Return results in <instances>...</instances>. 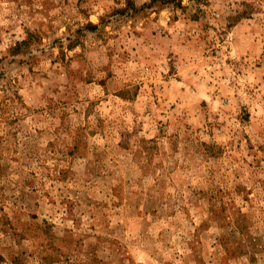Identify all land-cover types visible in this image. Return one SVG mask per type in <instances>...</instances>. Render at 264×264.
<instances>
[{
	"label": "rangeland",
	"instance_id": "obj_1",
	"mask_svg": "<svg viewBox=\"0 0 264 264\" xmlns=\"http://www.w3.org/2000/svg\"><path fill=\"white\" fill-rule=\"evenodd\" d=\"M0 264H264V0H0Z\"/></svg>",
	"mask_w": 264,
	"mask_h": 264
}]
</instances>
